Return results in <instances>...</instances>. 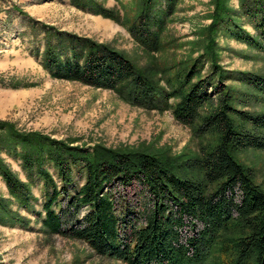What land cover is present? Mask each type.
Listing matches in <instances>:
<instances>
[{
	"label": "trees",
	"instance_id": "1",
	"mask_svg": "<svg viewBox=\"0 0 264 264\" xmlns=\"http://www.w3.org/2000/svg\"><path fill=\"white\" fill-rule=\"evenodd\" d=\"M71 1L125 25L150 60L141 65L109 42L30 18L32 54L46 72L114 91L132 106L171 110L179 123L213 141L195 156L102 143L88 148L0 120V175L11 197L43 232L85 241L96 254L127 264H264V187L236 157L248 147L264 149V112L235 104L227 81L236 74L222 65L219 42L225 34L264 54V0H238L237 9L231 0H212L211 23L195 42L199 54L171 63L159 54L169 48L164 32L180 0H133L124 15L98 0ZM236 76L264 93V75ZM2 152L20 162L26 180ZM191 170L201 176H188ZM37 180L42 209L34 204ZM10 203L0 196V222L32 228ZM188 227L196 235L184 242Z\"/></svg>",
	"mask_w": 264,
	"mask_h": 264
},
{
	"label": "rangeland",
	"instance_id": "2",
	"mask_svg": "<svg viewBox=\"0 0 264 264\" xmlns=\"http://www.w3.org/2000/svg\"><path fill=\"white\" fill-rule=\"evenodd\" d=\"M98 1L119 9L124 15V5L129 7L133 0ZM231 4L236 9L239 7L238 0H231ZM19 8L28 15L21 14ZM212 10V0H180L164 32L169 48L159 57L171 63L169 61L180 62L191 55L197 56L199 51L195 42L198 32L211 23L209 15ZM30 18L109 42L141 65L150 60L125 25L78 9L71 0H0V120L11 121L24 131H41L55 138L75 139V144L88 148L102 143L153 151L168 149L173 155L187 153L195 156L201 155L202 144L213 141V137L197 136L192 127L179 123L171 110L159 112L132 106L114 91L52 77L32 54L35 38ZM242 23L253 31L244 19ZM43 35V32L39 35L42 42ZM219 42L221 62L226 69L236 75L240 72L264 75V54L225 34L219 37ZM236 75L227 81L235 96V104L245 110L264 112V93L240 81ZM1 155L26 180L18 160L6 152ZM236 157L252 168L255 181L264 187V149L248 147L236 152ZM190 175L201 176L194 170L189 172ZM78 180L83 183L82 178L78 177ZM33 192L38 198L35 207L42 209L44 190L41 181L37 180ZM130 194L135 199L131 191ZM0 196L11 199V208L29 217L32 227L0 222V264H127L96 254L85 241L40 230L41 223L32 213L18 206L1 175ZM183 231L184 242L196 235L189 227Z\"/></svg>",
	"mask_w": 264,
	"mask_h": 264
}]
</instances>
